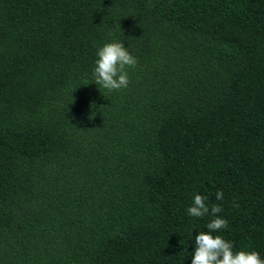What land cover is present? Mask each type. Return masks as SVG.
Returning <instances> with one entry per match:
<instances>
[{
    "label": "trees",
    "instance_id": "trees-1",
    "mask_svg": "<svg viewBox=\"0 0 264 264\" xmlns=\"http://www.w3.org/2000/svg\"><path fill=\"white\" fill-rule=\"evenodd\" d=\"M214 204L264 259V0H0V264H191Z\"/></svg>",
    "mask_w": 264,
    "mask_h": 264
},
{
    "label": "clouds",
    "instance_id": "clouds-1",
    "mask_svg": "<svg viewBox=\"0 0 264 264\" xmlns=\"http://www.w3.org/2000/svg\"><path fill=\"white\" fill-rule=\"evenodd\" d=\"M97 59L93 69L95 84L103 89L120 91L128 87L129 73L127 69L134 68L138 60L131 55L124 44L119 41L105 43L97 50ZM216 199L222 200L223 193L217 191ZM206 197L195 195L187 213L192 217H203L209 213L205 203ZM219 205L211 206V214L215 217L207 223V231L199 232L194 240L195 247L191 264H264V259L255 251H233L232 242L218 234L228 227V221L215 214L220 213ZM213 233H217L213 235Z\"/></svg>",
    "mask_w": 264,
    "mask_h": 264
}]
</instances>
